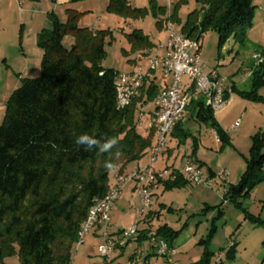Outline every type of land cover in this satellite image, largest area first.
Segmentation results:
<instances>
[{"label":"trees","instance_id":"obj_1","mask_svg":"<svg viewBox=\"0 0 264 264\" xmlns=\"http://www.w3.org/2000/svg\"><path fill=\"white\" fill-rule=\"evenodd\" d=\"M254 1L195 0L200 8L189 14L181 34L200 40L206 31L213 30L220 44L230 39L243 44L254 27ZM188 2L180 0L179 5ZM107 10L121 17H137L144 12L132 9L129 0H109ZM161 11L167 14L166 8ZM80 15L69 10L66 23L50 15L52 29L44 30L38 38L43 51L41 74L23 79L6 105L5 119L0 124V264H6L5 260L14 255H18L20 264H71L81 225L89 218L94 201L110 189L112 173L118 169L127 172L128 165L146 157L157 142L159 126L148 128L151 111L147 110L146 134L139 131L138 116L144 106L155 102L162 86L157 80L147 82L142 96L120 109L115 84L119 73L103 66L108 32L79 27ZM176 18L178 12L172 13L168 21ZM67 36L74 40L70 49L64 46ZM129 38L135 50L152 48L141 30ZM251 80L250 90L233 87L231 91L261 102L258 91L264 85V64L255 68ZM191 92L186 97L192 99L188 100L187 110L192 107L195 119L216 132L224 149L230 141L215 112L205 106L202 96L191 98L194 86ZM181 123L174 129V136L180 131L187 139L190 134L183 132ZM81 134L101 140L115 137L119 143L110 153L85 151L75 143ZM117 148L122 153L119 160L114 155ZM263 151L264 134H258L253 137L246 172L225 194V201L234 203L255 222L260 219L252 217L240 200L264 182ZM109 156L117 165L114 172L105 168ZM165 183L166 190L189 184L179 175L175 182ZM157 233L170 246H175L179 237V232L167 226ZM144 237L140 242L148 241L147 234Z\"/></svg>","mask_w":264,"mask_h":264},{"label":"rangeland","instance_id":"obj_2","mask_svg":"<svg viewBox=\"0 0 264 264\" xmlns=\"http://www.w3.org/2000/svg\"><path fill=\"white\" fill-rule=\"evenodd\" d=\"M179 2L180 0H146V4H142V2L136 4L140 8L146 7L141 8L144 10L141 16L121 17L109 13L107 5L105 6V15H100L96 10L97 0H80L76 2V9L81 13L77 24L81 28L90 30L100 26L101 31H107V56L103 61V66L115 70L120 75L129 74L138 65L147 67V52L149 51L147 48L141 51L135 50L129 35L136 30H141L152 45L151 49L156 53V49L167 37L166 22L171 18L172 13L178 12V18L171 21L172 28L181 33L182 26L189 14L200 8L195 0H189L188 3L181 6ZM169 4L172 7L169 8ZM19 6L22 9L26 7L23 2ZM165 8L167 14L164 16L161 10ZM255 13L254 27L249 31L247 40L243 44L234 39L220 44L219 36L213 30L206 31L200 39L203 60L208 69L217 70L218 74L224 78L226 88H231L234 85L238 91H248L252 87L251 74L256 68L254 56L264 52V17L258 6ZM99 16L106 21L99 24L97 21ZM16 17L17 15H15ZM5 23L7 25L6 33H2V29L0 30V124L5 119L6 105L13 94L12 89L21 86L26 68L25 64L20 61L21 24H17L15 21ZM73 41L71 36H67L64 46L70 49ZM3 55L10 59L9 62L5 61ZM33 73L36 75L35 77H38L41 74V65ZM157 83L163 84L160 72ZM258 94L263 98L261 102L250 101L235 92L234 101L231 103L229 101L224 110L215 112L220 128L230 141V144L226 145L224 149H221L222 144L217 141V134L212 128L193 119L191 115L187 116L193 111V108L190 107L188 111L186 110V116H183V119L184 117L186 119L183 132L190 134V137L185 139L180 131L177 132L179 136H170L167 144L178 151L177 157L170 161L169 167L175 165L180 169L179 171L183 172L187 157H193L191 158L193 160L195 157H199L207 167H211L217 172L227 171L228 176L225 181L227 186L238 183L247 169V159L250 157L253 137L264 134V85L260 87ZM194 98H197V95ZM226 99L228 101V98ZM188 100L192 99L189 97ZM238 121H240V126L233 129V125ZM139 131L146 134L144 127H140ZM186 155L187 157H185ZM159 161L154 166L155 171H159L157 170L159 165L161 166ZM207 167L205 170L208 172L209 168ZM113 180L114 173L111 175V182ZM225 182L217 181L214 189L190 185L163 190L158 194V199L153 201L155 211L160 216L155 222L156 226L158 228L167 226L171 230L179 232L178 245L180 249L176 258L178 264H262L264 262V213L261 219L257 218L262 205H264L263 202L261 204L258 201V199H264V182L257 186L259 191L255 206L250 208L251 202L248 198L240 200L245 203L244 207L248 209V212L255 215L253 216L255 219H260L258 222H253L249 218L246 220L245 213L234 203L224 204ZM131 208L133 209V204ZM133 211V214L127 212L126 215L121 213L114 215L111 224L113 227L109 228L111 236L123 229L130 231L136 224H140V216L136 215L134 209ZM100 236L93 238L88 235L83 245L77 244L73 249L71 264H111L99 254ZM232 243L235 246L233 251L235 257L232 261L226 257H218ZM5 263L20 264L18 255L7 258Z\"/></svg>","mask_w":264,"mask_h":264},{"label":"built area","instance_id":"obj_3","mask_svg":"<svg viewBox=\"0 0 264 264\" xmlns=\"http://www.w3.org/2000/svg\"><path fill=\"white\" fill-rule=\"evenodd\" d=\"M167 37L160 45L156 53L152 49L147 52L148 64L144 68L140 66V73H129L118 75L116 77V88L118 93V107L124 109L132 103V101L140 98L144 91L145 85L151 80L158 81V73L156 71V63L165 64V72H160L163 81V103L161 109H154L150 113V117L159 116L157 125L163 126V143H160L157 150H153L150 157V163L146 166H134L129 178H121V172L116 174V192L110 194V197H101L100 204L95 205L96 220L88 221V217L81 225V243H85V238L96 229L102 231L104 244L98 248L99 254L103 259L110 261L114 250L117 247H125L130 243H139L141 241L140 227L136 224L130 231L122 232L119 239H114L109 228L113 220V212L115 208H106V200L115 199V207L124 189L129 185H134V200L133 209L136 215L148 213L152 206L156 193L165 186L163 181V171H155L154 166L160 156L167 147L168 137L170 133V124L172 123V114L177 111L182 97H187L191 92L193 75L197 72H205V80L200 81V89L206 91L205 106L213 112L216 107H219V96L229 95L232 91H228L225 87V80L217 70L208 69L205 61L202 58V48L200 40L190 39L185 35L173 30L172 23L168 22ZM259 66L264 64V58H255ZM147 115V107H143V117H138L139 126L142 127ZM240 126V121L233 125V129ZM150 127V121L148 123ZM217 141L220 143V138L217 136ZM182 176L190 185L201 186L209 189H214L217 181H224L228 174L225 170H221L214 174V177L206 174L201 166L194 160L193 162H185L183 172L177 174ZM177 177L172 179L175 182ZM227 193V190L225 191ZM147 238L152 247L156 250V258L149 259L148 253L144 252L142 259L138 264H158V260L163 259L166 264H178L177 256L179 248L170 246L168 242L158 236L157 230L150 229L147 233ZM233 244L224 253L218 257H225L230 252ZM217 257V258H218Z\"/></svg>","mask_w":264,"mask_h":264},{"label":"crops","instance_id":"obj_4","mask_svg":"<svg viewBox=\"0 0 264 264\" xmlns=\"http://www.w3.org/2000/svg\"><path fill=\"white\" fill-rule=\"evenodd\" d=\"M78 1H80V0H23L22 2L25 3L26 7H25V9H22L19 6L20 3H22L21 0H0V27H1L0 30L2 29V33L5 34L7 31V25L5 23L7 21H8V23L9 22L13 23L15 21L17 24H21V37H20V47H21L20 58H21V60L20 61L23 64H25V66H26L25 74L23 75L24 79L37 78V77H35L36 75H33L34 74L33 72H35V69L37 67H40V65L42 63V58H43V51L38 46V38H39V35L44 30H51L52 29L53 25H52V19L50 18V15L53 14V15L57 16L58 19L62 23H66L68 20V11L69 10L81 14L78 11V9H76L77 8L76 2H78ZM104 1H106V2L103 3V1L101 2V0H97V3H96L97 4L96 10L100 13V15H103V16L105 15L104 13H105L106 7L108 8V5H109V0H104ZM141 2H142V4H146V0H129V5L132 9L146 8V7H141V8L137 7L139 5L136 6V4L141 3ZM255 3L257 4L259 11H261L262 16L264 17V0H255L254 4ZM170 7H172V5L169 4V8ZM171 12H172V8H171ZM15 15H17L16 18H15ZM255 16H256V13H255ZM97 21L100 24V23H104V21H106V20L99 16ZM260 22L263 24V22L261 20H260ZM167 24H168V22H166V25ZM93 30H95V31L101 30V28H100V26L94 27ZM0 35H1V33H0ZM3 56H4L3 58L5 59V61L9 62L10 59L6 55H3ZM31 68H32V71H31ZM20 76H22V75L20 74ZM162 85L163 84L160 85V88ZM233 87H236V86L233 85L231 88H226V89L228 91H231V89ZM16 88L12 89L13 90L12 93L16 90ZM162 90H163V88L161 89V91ZM196 95L197 96H203L204 98H206L204 95L197 94L195 92L194 96H196ZM234 95H235V93H232L231 95H229L228 104H229V101H230V103L234 101ZM194 96H192V98H194ZM195 99H197V98H195ZM153 108H154L153 103L149 104L147 106L148 112L152 111ZM185 114H186V112H185ZM185 114H184V116H186ZM190 115L193 119H195L196 112L194 111V109L187 116H190ZM148 119H149V115H146L145 122H147ZM182 120L183 121L181 123V128H183V125L186 121L185 117ZM155 121H156L155 118L152 116L151 120H150V125L151 124L154 125V124L158 123L157 121L156 122ZM145 122L142 126L144 128H146ZM171 135L174 136V132H172L169 135L168 139L170 138ZM177 151H178L177 149H175L174 147H171L169 144H167L166 149L164 150V152L162 153V155L159 159L160 160L159 162H161V166L159 165L157 170L160 171V170L165 169L168 171L181 172V171H179L180 169L178 167H176L175 165H173L172 167H169L170 161H173L174 158L177 157ZM185 157H187V155ZM191 158H193V157H191ZM191 158L187 157V159H191ZM149 159H150V155L148 154L142 160L128 165L126 171L129 172L130 170H132L136 164H138L140 166H146L147 164H149ZM191 160L193 161V159H191ZM194 161L199 166H201L203 168V170L205 171V173L210 175V177L213 178L214 174L218 173L217 170H214L211 167H207V165H205L206 163H204V161L200 160L199 157H195ZM183 162H184V160H183ZM182 167H183V165H182ZM205 167L209 168L208 172L205 170ZM169 169H173V170H169ZM229 176L231 178V175H229ZM115 177H116V172H114V180L111 182V186H113L115 184V181H116ZM183 180H185V179L183 178ZM240 180L238 181V183L240 182ZM225 181H226V179L223 182H225ZM226 183L227 182L224 183L225 184L224 185L225 191L228 189V187L230 185L238 184V183H233V184H230L227 186ZM186 186H190V184H186L183 187H186ZM198 187H201V186H198ZM165 188L166 187L164 186L163 188H161L156 193L154 200L158 199V194L161 191L166 190ZM258 189L259 188L256 187L251 192L250 196L247 197L248 200L251 202L250 208L252 206H255V204L257 203L256 196H257V193L259 191ZM133 200H134V185L131 183L124 189L122 196L120 197L119 201L117 202L115 210L113 212V219H114V215H116V214L120 215V213H121L122 215H126L127 212H130V214H133L134 211L131 208ZM263 200L264 199H258V201L261 204H262V202L264 204ZM226 203L230 204L229 201H225V199H224V204H226ZM242 203L244 206L245 203L244 202H242ZM247 211H248V209H247ZM263 213H264V205H262L261 212L259 213V216L257 218L261 219V216ZM250 215L252 217L255 216L253 213ZM159 217H160L159 214L155 211V206H152L151 210L148 213L140 215L141 222L139 224V227H140V235L142 237H144L148 233V230H150V229H154V230L159 229L155 223L156 220L159 219ZM245 219L247 220L246 214H245ZM111 227H113V225H111ZM122 231H124V229ZM122 231L116 233L112 237L116 240L119 239ZM99 235H101L99 241L101 240L100 245H102V244H104L105 240H104V237L102 236L101 230L96 229V230H93L89 234V236L93 237V238H98ZM178 241H179V237L175 241V246H177L180 249V246L178 245ZM234 247L235 246L233 244V248ZM233 251H234V249H233ZM144 252L148 253L149 259H155L156 258V256H155L156 250L152 247V245L149 243V241L146 240L144 242H139V243H130L123 248L117 247L114 250V253L112 255L111 260L108 262L111 264H114V263H116V264H138L141 261L142 255ZM227 254L225 255V257L229 261H232V259L235 257L234 252H232L230 254V256H227ZM158 264H166V263L163 259H160V260H158ZM262 264H264V262H262Z\"/></svg>","mask_w":264,"mask_h":264},{"label":"bare ground","instance_id":"obj_5","mask_svg":"<svg viewBox=\"0 0 264 264\" xmlns=\"http://www.w3.org/2000/svg\"><path fill=\"white\" fill-rule=\"evenodd\" d=\"M255 58H264V55L263 54H256ZM258 67H259V63H256V68H258ZM156 71L157 72H165V64L164 63H156ZM132 73H140V66H138ZM204 80H205V72H197V75H193V82H192L191 86L195 87V92L197 94H202L206 97V91H202L200 89V81H204ZM161 103H163V90L158 95L155 102L153 103L154 109H161ZM187 105H188V99L186 97H182V100H180V105L178 106L177 111H175L172 114V123L170 124V133H172L174 131L177 124L179 122H181V120L183 119V116L187 110ZM227 105H228V101L226 99V96H219V107H216V109H214V112L224 110L227 107ZM138 117H143V108H142L141 112L139 113ZM153 117L159 123V116H153ZM152 126H153V124L150 125V127H152ZM158 126H159V129L157 132V142H156L155 146L149 152L150 157L153 153V150H157V147H159L160 143H163V134H162L163 133V126H161V125H158ZM186 162H193V161L191 159H187ZM135 166H140V165L136 164ZM132 171L127 173V174H124V173L121 174V178H129V175H131ZM175 177H177V174L175 171L165 170V172H163V181H165V182L172 181V179H174ZM115 192H116V183L113 187H111L108 190V192L106 193V195L104 197H110V194H115ZM94 204H100V198L96 199L94 201ZM106 208H115V199L106 200ZM95 220H96V212H95V205H93L90 209L88 221H95ZM79 238H80V240H79L78 245L81 243V231L79 233Z\"/></svg>","mask_w":264,"mask_h":264},{"label":"clouds","instance_id":"obj_6","mask_svg":"<svg viewBox=\"0 0 264 264\" xmlns=\"http://www.w3.org/2000/svg\"><path fill=\"white\" fill-rule=\"evenodd\" d=\"M75 143L77 146H82L85 151H91L93 149L98 150L99 152H111L113 148H116L119 141L115 137H106L101 139H97L94 136H90L88 134H81L79 135ZM115 159L119 160L120 156L122 155L121 151L117 148L115 152ZM105 168L110 171L114 172L117 170V165L113 162V159L111 156H109V159L105 162Z\"/></svg>","mask_w":264,"mask_h":264}]
</instances>
